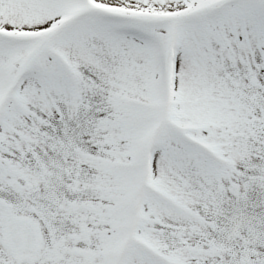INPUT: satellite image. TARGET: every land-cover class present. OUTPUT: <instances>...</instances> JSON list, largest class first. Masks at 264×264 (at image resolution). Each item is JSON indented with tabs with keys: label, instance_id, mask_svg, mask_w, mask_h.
<instances>
[{
	"label": "snow or ice",
	"instance_id": "obj_1",
	"mask_svg": "<svg viewBox=\"0 0 264 264\" xmlns=\"http://www.w3.org/2000/svg\"><path fill=\"white\" fill-rule=\"evenodd\" d=\"M0 264H264V0H0Z\"/></svg>",
	"mask_w": 264,
	"mask_h": 264
}]
</instances>
